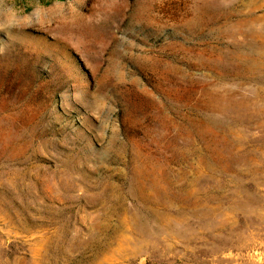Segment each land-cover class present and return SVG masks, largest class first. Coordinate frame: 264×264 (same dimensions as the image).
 <instances>
[{
    "label": "rangeland",
    "instance_id": "obj_1",
    "mask_svg": "<svg viewBox=\"0 0 264 264\" xmlns=\"http://www.w3.org/2000/svg\"><path fill=\"white\" fill-rule=\"evenodd\" d=\"M0 5V264H264V0Z\"/></svg>",
    "mask_w": 264,
    "mask_h": 264
},
{
    "label": "clouds",
    "instance_id": "obj_2",
    "mask_svg": "<svg viewBox=\"0 0 264 264\" xmlns=\"http://www.w3.org/2000/svg\"><path fill=\"white\" fill-rule=\"evenodd\" d=\"M0 5L4 8L3 25L6 28H22L41 23L42 14L39 8H33L31 13H23L10 0H0Z\"/></svg>",
    "mask_w": 264,
    "mask_h": 264
},
{
    "label": "trees",
    "instance_id": "obj_3",
    "mask_svg": "<svg viewBox=\"0 0 264 264\" xmlns=\"http://www.w3.org/2000/svg\"><path fill=\"white\" fill-rule=\"evenodd\" d=\"M64 1V0H63Z\"/></svg>",
    "mask_w": 264,
    "mask_h": 264
}]
</instances>
